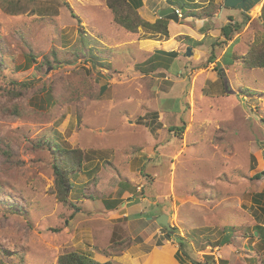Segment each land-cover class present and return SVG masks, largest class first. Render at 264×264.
<instances>
[{
    "label": "rangeland",
    "instance_id": "obj_1",
    "mask_svg": "<svg viewBox=\"0 0 264 264\" xmlns=\"http://www.w3.org/2000/svg\"><path fill=\"white\" fill-rule=\"evenodd\" d=\"M142 1L151 24L180 5L168 36L128 31L106 0H0V264H264V68L243 60L264 50V0ZM51 140L82 152L65 202Z\"/></svg>",
    "mask_w": 264,
    "mask_h": 264
},
{
    "label": "trees",
    "instance_id": "obj_2",
    "mask_svg": "<svg viewBox=\"0 0 264 264\" xmlns=\"http://www.w3.org/2000/svg\"><path fill=\"white\" fill-rule=\"evenodd\" d=\"M108 8L113 12L116 22L120 24L123 28L127 29L130 32H135L139 27H144L150 30L153 33H158L163 36H168V25L169 21L166 19L159 18L155 23L151 24L147 21L143 20L138 15V9L143 6L142 0H106ZM18 4V3H17ZM177 3H171L170 7L179 10L175 7ZM177 6H180L179 4ZM6 10L10 13H14L20 9V7L15 10L13 8V3L5 6ZM195 17V15H193ZM230 23L226 24L221 29V36L225 38L226 41L232 39L233 35L237 32H240L243 28V25L246 24L250 20L249 15L244 16V22H236L233 19H229ZM218 44V43H217ZM215 44V45H217ZM214 45V46H215ZM230 52V51H229ZM227 52V54L229 53ZM160 54L164 56L175 57L177 53L175 52H164L159 51ZM54 59L52 62H58L56 59V53H54ZM216 56L213 55L209 58L208 63H213L216 60ZM244 65L248 69L254 68H264V50L262 51H250L246 57H243ZM45 59L44 65L51 67L53 63ZM28 87V85L24 84ZM176 128H172V131H175ZM185 127L179 128V132H183ZM46 143V142H45ZM49 149L52 151L54 156L53 168L56 175V186H57V196L58 198L65 202L67 201V196L69 191L73 187L72 182L70 181L71 175L80 171L82 167V152L80 150H69L67 148L62 147L58 143L54 141H50ZM262 174H257L256 178L260 179ZM258 198L255 202L264 204V191L262 193L257 194ZM108 210H112V207L107 208ZM264 210V208H263ZM259 236L262 238L264 242V229L262 226H258L257 229ZM181 246L183 247L186 242L184 238H181ZM230 236L225 238V240L221 241L222 244H229ZM220 242V243H221ZM179 254V251L178 253ZM180 255H178L179 257ZM223 264H227V261H222ZM58 264H112L111 262L100 263L96 261L89 255H85L79 252H66L62 254L58 259ZM194 264H197L194 262Z\"/></svg>",
    "mask_w": 264,
    "mask_h": 264
},
{
    "label": "water",
    "instance_id": "obj_3",
    "mask_svg": "<svg viewBox=\"0 0 264 264\" xmlns=\"http://www.w3.org/2000/svg\"><path fill=\"white\" fill-rule=\"evenodd\" d=\"M262 0H225L224 7L228 9H237L242 10L243 12L249 11L252 7L258 5ZM160 18L166 20H172L176 23L179 22V17L175 12L173 7L166 8L160 11ZM190 49L187 51V56H190ZM169 217L165 214H161L157 219L156 222L159 225H162L168 229L171 228L169 225Z\"/></svg>",
    "mask_w": 264,
    "mask_h": 264
},
{
    "label": "crops",
    "instance_id": "obj_4",
    "mask_svg": "<svg viewBox=\"0 0 264 264\" xmlns=\"http://www.w3.org/2000/svg\"><path fill=\"white\" fill-rule=\"evenodd\" d=\"M159 247H160V249H158V250L160 251V263L163 260V257L173 256L172 255L173 254L172 251H173L174 248L171 245H165V246L159 245L158 248ZM150 254L151 255L149 257V262L151 261L150 263L155 264V262H156V260H157V258L159 256V253H158V251L154 250V251H151Z\"/></svg>",
    "mask_w": 264,
    "mask_h": 264
},
{
    "label": "built area",
    "instance_id": "obj_5",
    "mask_svg": "<svg viewBox=\"0 0 264 264\" xmlns=\"http://www.w3.org/2000/svg\"><path fill=\"white\" fill-rule=\"evenodd\" d=\"M176 13L181 17V13H180V11H177Z\"/></svg>",
    "mask_w": 264,
    "mask_h": 264
},
{
    "label": "clouds",
    "instance_id": "obj_6",
    "mask_svg": "<svg viewBox=\"0 0 264 264\" xmlns=\"http://www.w3.org/2000/svg\"><path fill=\"white\" fill-rule=\"evenodd\" d=\"M169 8H170V7H169ZM174 9H175V8H174ZM177 11H179V10H176V9H175V12H177ZM176 14H177V13H176ZM177 15H178V14H177ZM178 17H179V19L181 18L179 15H178Z\"/></svg>",
    "mask_w": 264,
    "mask_h": 264
}]
</instances>
